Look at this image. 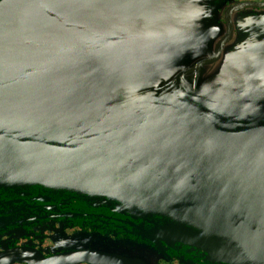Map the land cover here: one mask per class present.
<instances>
[{
    "label": "water",
    "instance_id": "water-1",
    "mask_svg": "<svg viewBox=\"0 0 264 264\" xmlns=\"http://www.w3.org/2000/svg\"><path fill=\"white\" fill-rule=\"evenodd\" d=\"M223 1L0 0V231L65 196L143 245L264 264V12L230 41Z\"/></svg>",
    "mask_w": 264,
    "mask_h": 264
},
{
    "label": "flooded vegetation",
    "instance_id": "flooded-vegetation-1",
    "mask_svg": "<svg viewBox=\"0 0 264 264\" xmlns=\"http://www.w3.org/2000/svg\"><path fill=\"white\" fill-rule=\"evenodd\" d=\"M223 2L217 10V21L224 26L226 13L232 10L229 16L233 20L230 41L241 31L234 21L238 16L251 18L254 12H264V6L260 5L264 0ZM55 198L52 197L54 202H49L47 209L36 203L40 212H30L27 217L9 220L14 222L7 230L0 231V264H30L23 257L27 256L23 255L25 252L19 249L32 252V264H47L44 259L56 261L61 257L63 263L70 261L68 264H220L205 262L189 248L158 249L156 246L143 245V241H135L131 232L133 226L122 222L124 217L105 209L78 206L75 201L70 202L69 197L64 196L58 201ZM26 201L30 202V199ZM53 203L61 207L56 212L50 210L57 207ZM93 235L97 243L94 249H80L84 247L86 239ZM102 239L106 245H103Z\"/></svg>",
    "mask_w": 264,
    "mask_h": 264
}]
</instances>
